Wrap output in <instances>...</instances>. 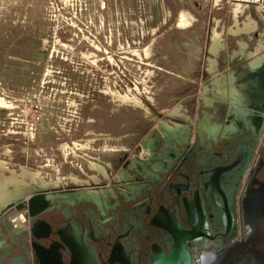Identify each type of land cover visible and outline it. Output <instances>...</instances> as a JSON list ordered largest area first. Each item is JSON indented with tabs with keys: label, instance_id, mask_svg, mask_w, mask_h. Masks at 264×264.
I'll return each instance as SVG.
<instances>
[{
	"label": "rangeland",
	"instance_id": "obj_1",
	"mask_svg": "<svg viewBox=\"0 0 264 264\" xmlns=\"http://www.w3.org/2000/svg\"><path fill=\"white\" fill-rule=\"evenodd\" d=\"M107 2L101 11L96 0H0V161L9 169L60 179V189L77 186L73 178L99 182L95 163L104 172L110 166L119 180L125 164L150 153L152 133L169 137L164 121L183 125L184 117H171L170 110L189 104V116L182 113L198 121L196 132L200 118L212 115L203 98L213 82L215 31L230 51L240 42L254 49L259 43L248 42L249 32L233 33L248 28L251 16L259 21L257 10L216 9L213 0ZM183 15L190 26L180 25ZM214 20L224 26L216 28ZM110 35L121 36L122 63L104 53ZM115 61L124 72L122 87L103 89L105 78L116 77ZM240 92L248 98L246 87ZM113 94L136 97L143 107Z\"/></svg>",
	"mask_w": 264,
	"mask_h": 264
},
{
	"label": "flooded vegetation",
	"instance_id": "obj_2",
	"mask_svg": "<svg viewBox=\"0 0 264 264\" xmlns=\"http://www.w3.org/2000/svg\"><path fill=\"white\" fill-rule=\"evenodd\" d=\"M241 57L219 58L218 70L240 76V91L250 85L251 108L217 101L216 132L152 133L150 153L125 164L119 180L105 164L99 182L50 191L49 208L28 214L26 226L13 225L17 212L0 219V264H200L243 241V200L264 186V61L252 67L255 58Z\"/></svg>",
	"mask_w": 264,
	"mask_h": 264
},
{
	"label": "bare ground",
	"instance_id": "obj_3",
	"mask_svg": "<svg viewBox=\"0 0 264 264\" xmlns=\"http://www.w3.org/2000/svg\"><path fill=\"white\" fill-rule=\"evenodd\" d=\"M237 23V21H236ZM181 26H190L189 20L183 15L181 18ZM248 27V26H247ZM250 28H242L238 29L237 31H234L233 33L240 34L243 32H248ZM234 30V29H233ZM211 48H210V53H212V56L217 57L218 52L220 51L221 48L224 47V45L221 43V36L218 32H214V35L212 36L211 39ZM240 47L243 50L246 45L242 42H240ZM243 52V51H242ZM238 53V52H237ZM250 55H248L249 58ZM255 57V56H254ZM211 59L210 60V68L209 72L213 74V82L209 85L206 86L204 89V98L203 102L205 107H210L212 104H214L217 101H223L226 100L232 108L238 111H244L246 109L251 108L253 105H246L245 104V99L246 97L241 94V92L237 89L236 84H237V78L233 73L230 74H218L216 73V59ZM261 58H255L251 62L252 67H258L260 66ZM262 66V65H261ZM256 69V68H255ZM254 69V70H255ZM254 72V71H253ZM241 87H246L247 90V96L250 94V85L245 84L242 85ZM257 88V87H256ZM118 101L122 102H127L130 104H133L136 107H143V103L136 97H128V96H121L118 94H113ZM263 103V102H262ZM261 106V105H260ZM182 108L184 107H177L174 110H170V116L171 117H184L187 119L189 122H193V120L186 116L184 113H182ZM243 113V112H242ZM210 114H204V117L200 118L199 122V131L200 132H216L214 127L210 126ZM153 118V117H151ZM163 127L165 128V134H169V137L172 138H183L182 133L184 132H189V128L185 127L181 124L176 125V128L169 125L165 121L163 122ZM221 129V128H220ZM161 133V132H160ZM186 139V138H185ZM10 152L6 150V154L8 155ZM0 167H2L3 170H6L10 172V176H4L2 181H0V210L5 207V205L15 196L19 194H34L37 192H50L57 190V188L60 187L61 180L56 179V180H46L41 176V173L39 171H31L28 169H22L21 172H16L11 169H8L5 166L4 162H0ZM93 167L97 169L99 172H101L104 176L106 175V172L103 171V168L101 164H93ZM5 171V172H6ZM5 174V173H4ZM74 182L79 185H84L85 182L80 181L79 179L73 178ZM96 180V179H95ZM91 193V192H89ZM50 197V196H49ZM98 202V201H97ZM25 217L21 216L19 218V221H24Z\"/></svg>",
	"mask_w": 264,
	"mask_h": 264
},
{
	"label": "water",
	"instance_id": "obj_4",
	"mask_svg": "<svg viewBox=\"0 0 264 264\" xmlns=\"http://www.w3.org/2000/svg\"><path fill=\"white\" fill-rule=\"evenodd\" d=\"M259 83L263 88L264 74L259 75ZM48 194L37 192L15 196L0 210V219L9 222V217L23 210L25 205L31 218L39 216L50 206ZM242 210L248 228L246 238L206 254L200 264H264V186L246 193Z\"/></svg>",
	"mask_w": 264,
	"mask_h": 264
},
{
	"label": "built area",
	"instance_id": "obj_5",
	"mask_svg": "<svg viewBox=\"0 0 264 264\" xmlns=\"http://www.w3.org/2000/svg\"><path fill=\"white\" fill-rule=\"evenodd\" d=\"M98 3V7L101 11H105L108 7V2L107 0H96ZM220 5L224 6L227 5L228 7L231 6L230 8H237L238 11L240 12H244L246 10H257L260 13V20L257 21L255 20L252 16L249 19H246L245 22L247 23V26L249 29V34H247V36L250 37L249 41H252L253 39H257V41L259 42L256 49L258 47L264 46V0H213V7H215L216 9L220 8ZM241 14V13H240ZM221 21V20H219ZM235 23V20H234ZM73 25H75V23H73ZM246 25V24H245ZM234 26V25H233ZM105 43L107 44L106 48H105V55L112 58V59H119L120 63H122V58H123V42L121 39V36L118 35L116 38H113V36H105L104 37ZM222 43L224 44L226 42V38H222ZM227 44V43H226ZM114 45L115 51H109V48H112ZM249 46V45H247ZM254 49V50H256ZM224 52V50H222ZM264 54V53H262ZM261 54V55H262ZM112 64V63H111ZM115 74L116 77L114 79V81L109 80L108 78H105L103 80V89H109L114 87L115 89H120L122 87V83H123V69L120 65L117 64V62L115 61ZM104 72V71H103ZM100 177V175H99ZM92 180V179H91ZM28 215V211L26 210H22L19 211L14 217H12L11 221L13 223V225H18L21 224L22 227L26 226V223H24V221L22 223L19 222V218L21 216H24L26 218V216Z\"/></svg>",
	"mask_w": 264,
	"mask_h": 264
},
{
	"label": "crops",
	"instance_id": "obj_6",
	"mask_svg": "<svg viewBox=\"0 0 264 264\" xmlns=\"http://www.w3.org/2000/svg\"><path fill=\"white\" fill-rule=\"evenodd\" d=\"M223 23V22H222ZM213 25H215V27L216 28H220V27H223V26H221V21H219V20H214L213 21ZM218 29H217V31H218ZM213 31H214V29H212ZM221 37L222 38H224V34H221ZM221 38V39H222ZM221 43H222V40H221ZM223 44V43H222ZM224 46H225V49H223L224 50V52L221 50L220 52H218V55H217V57L215 58L216 59V66H215V69H216V73H218V74H230L232 71H231V68L230 67H226V69L224 70V71H220V70H218V60H219V58H228V56H230V55H232V56H235V55H237L238 57L240 56V55H243V57H241V58H239V60H241V59H244V58H248V55H250L249 56V58L251 59V58H261V59H263V60H261V62H260V65L262 64V62L264 61V54H262V53H264V46H261V47H258L256 50H250V49H248V46L246 45V47L242 50L241 49V47H239V49H238V51H236V48H234L235 50H233V49H231V50H233V51H229V48H228V46L226 45V42L223 44ZM243 51V52H242ZM238 52V53H237ZM240 54V55H239ZM262 54V55H261ZM211 55L209 54V52H208V57H207V60L209 61V57H210ZM255 56V57H254ZM208 61H207V63H208ZM208 65H209V63L207 64V68L205 69V70H207L208 71ZM228 68V69H227ZM189 104H185V105H183V107H184V109H183V111H184V113H186L188 116H189V106H188ZM213 106V104L210 106V107H212ZM191 118H192V116H190ZM210 117V119H211V116H209ZM193 119V118H192ZM194 120V119H193ZM196 120H194L193 122H189V121H187V120H185L184 118H183V126H185V127H188L189 128V132H184L183 133V139H185V138H187V137H190L191 135L192 136H194L195 137V135H197V134H199V132L200 131H197L196 132V126H197V123H198V121H196ZM212 120H210V126L212 127ZM193 128H195V131L193 130ZM5 153V155L6 156H8L7 154H6V151L4 152ZM4 158H7L6 160H9V158L8 157H4ZM11 160H13V159H11ZM10 160V162H12ZM0 162H2V161H0ZM5 163V166L9 169V167H8V164L6 163V162H4ZM11 166L13 167V168H15V169H18L19 168V166H21V165H19L18 167H15V166H13V164L11 163ZM22 169V168H21ZM0 170H1V172H0V181H2V179H3V177L5 176H8V175H11L10 174V172H8V171H6V170H3L2 169V167H0ZM6 171V172H5ZM5 173V174H4Z\"/></svg>",
	"mask_w": 264,
	"mask_h": 264
}]
</instances>
